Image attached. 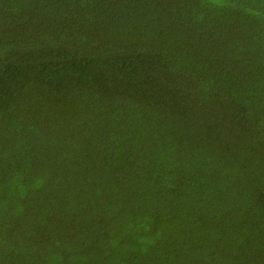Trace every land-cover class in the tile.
<instances>
[{
	"label": "trees",
	"instance_id": "trees-1",
	"mask_svg": "<svg viewBox=\"0 0 264 264\" xmlns=\"http://www.w3.org/2000/svg\"><path fill=\"white\" fill-rule=\"evenodd\" d=\"M0 264H264V0H0Z\"/></svg>",
	"mask_w": 264,
	"mask_h": 264
}]
</instances>
